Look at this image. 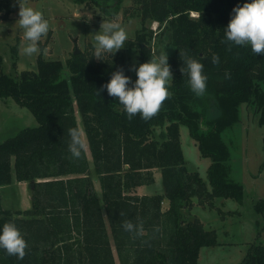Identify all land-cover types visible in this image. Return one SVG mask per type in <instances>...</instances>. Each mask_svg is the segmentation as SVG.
<instances>
[{
	"label": "trees",
	"instance_id": "obj_1",
	"mask_svg": "<svg viewBox=\"0 0 264 264\" xmlns=\"http://www.w3.org/2000/svg\"><path fill=\"white\" fill-rule=\"evenodd\" d=\"M77 1L109 17L123 0ZM133 2L142 21L156 22V35L172 47L170 95L149 120L139 113L129 119L118 99L106 89L99 91L113 71L123 69L129 76L123 57L102 60L79 51L63 64L39 52L35 71L14 75L3 70L0 55V99L12 98L37 121L0 142V187L28 182L30 191L26 209L5 207L0 193V225L14 220L27 241L23 259L0 249V264H117L116 257L118 264H199L201 247L218 242L196 217H185L192 199H245L243 185L229 175V148L222 139L225 128L237 121L241 103L254 107L264 127V55L225 36L234 6L244 0ZM9 13L7 9L3 17ZM153 37V30L143 25L126 43L137 51L139 63L154 56ZM10 51L15 67L16 44ZM184 53L204 64V96L191 91L180 70ZM214 54L219 63L212 62ZM78 120L90 159L84 146L79 157L68 149L69 129H79ZM180 125L210 161L207 181L186 167ZM262 144L264 150V135ZM155 170L163 192L138 194L137 187L154 182ZM164 200L168 206L162 210ZM254 210L264 220V199L254 203ZM125 221L137 225L139 233L125 231ZM256 233L239 264H264L257 228Z\"/></svg>",
	"mask_w": 264,
	"mask_h": 264
},
{
	"label": "rangeland",
	"instance_id": "obj_2",
	"mask_svg": "<svg viewBox=\"0 0 264 264\" xmlns=\"http://www.w3.org/2000/svg\"><path fill=\"white\" fill-rule=\"evenodd\" d=\"M0 5V55L2 56V67L5 72L18 74L22 70H36V57L39 52L46 59H58L63 64L70 58L75 48L78 51H91L94 54L93 35L103 21L120 23L128 33L125 47L119 49L113 56L123 57L129 67V77L135 81L136 72L134 67L139 65L138 54L134 48H127L126 43L133 40L135 34L145 27L152 29V51L158 56L166 46L168 55L172 47L167 40L156 33L157 24L149 20L142 21L136 13L137 6L133 0H123L118 13L107 17L96 6L88 3H80L77 0H24L34 8L42 10L46 19L49 20L50 30L42 36L38 42V48L43 49L32 56H25L22 52L25 41L23 30L16 23L19 11L17 0H4ZM2 6V7H1ZM9 9L7 17H3ZM156 35V36H155ZM16 44V66H12L11 46ZM129 45V44H128ZM111 57L105 53L103 57ZM102 57V58H103ZM37 121L30 110L16 103L12 98L0 99V142L16 134L24 127H33ZM82 141L90 159L85 135L78 120ZM160 131V130H157ZM180 142L189 172L197 171L199 176L207 181L206 169L210 163L208 158L202 157L195 141L190 137L185 125L179 126ZM157 134V133H156ZM264 127L257 122L252 105L241 103L238 109V119L225 128L222 139L229 148V175L232 179L239 181L245 191V199L238 202L234 199H192V205L185 211V217L192 219L196 217L207 230H213L218 242L215 246L201 247L199 252V264H239L248 245L256 237V228L259 231V239L264 244V223L261 214L254 210V203L258 199H264V150L262 148V137ZM95 188L99 192L96 176L92 174ZM154 182L136 189L138 194L162 193L163 186L159 171L155 170ZM20 184L13 181L7 186L0 187L3 205L10 208H29L24 199L30 202L29 184ZM207 190L210 187L207 185ZM22 197V198H21ZM24 203V204H23ZM167 201L162 203V210L167 208ZM118 264V260L116 257Z\"/></svg>",
	"mask_w": 264,
	"mask_h": 264
},
{
	"label": "clouds",
	"instance_id": "obj_3",
	"mask_svg": "<svg viewBox=\"0 0 264 264\" xmlns=\"http://www.w3.org/2000/svg\"><path fill=\"white\" fill-rule=\"evenodd\" d=\"M17 3L19 18L16 23L23 30L25 41L22 52L25 56H32L38 53V42L49 32L50 23L42 10L30 6L24 0H17ZM93 33V57L97 59L104 60L102 57L105 53L112 57L119 49L125 47V41L128 40V33L118 22L103 21L99 30ZM225 36L226 41L232 44L250 45L254 54L264 55V0H244L242 4L234 6L225 27ZM166 46H163L158 56H153L134 67L137 77L135 81H131V77L126 75L123 69H119L113 71L110 79L99 89H106L109 96L118 99L129 119L138 113L144 120L151 119L157 114L163 101L169 97L174 78ZM182 55L184 59L180 70L182 74H187L191 91L197 97L204 96L208 80L204 64L186 53ZM212 62L219 63L218 54L212 56ZM69 136V152L72 156L79 157L84 146L79 129H69ZM123 228L130 233H139L138 226L131 221H125ZM26 248L27 241L14 220L0 225V249L5 250L8 255L23 259Z\"/></svg>",
	"mask_w": 264,
	"mask_h": 264
},
{
	"label": "crops",
	"instance_id": "obj_4",
	"mask_svg": "<svg viewBox=\"0 0 264 264\" xmlns=\"http://www.w3.org/2000/svg\"><path fill=\"white\" fill-rule=\"evenodd\" d=\"M160 173V172H159ZM161 177V176H160ZM18 183H20L21 185L22 184H24V185H26V183L25 182H18ZM143 186H140V187H137V189H139V188H142ZM144 194H147V193H144ZM22 198V197H21ZM24 203H27V205L29 204L30 205V202L28 203V200L25 198L24 199V201H23ZM23 203V204H24ZM22 209H26V208H22Z\"/></svg>",
	"mask_w": 264,
	"mask_h": 264
},
{
	"label": "water",
	"instance_id": "obj_5",
	"mask_svg": "<svg viewBox=\"0 0 264 264\" xmlns=\"http://www.w3.org/2000/svg\"><path fill=\"white\" fill-rule=\"evenodd\" d=\"M79 51L77 50V48H75V50H74V54H77Z\"/></svg>",
	"mask_w": 264,
	"mask_h": 264
},
{
	"label": "bare ground",
	"instance_id": "obj_6",
	"mask_svg": "<svg viewBox=\"0 0 264 264\" xmlns=\"http://www.w3.org/2000/svg\"><path fill=\"white\" fill-rule=\"evenodd\" d=\"M157 24V23H156Z\"/></svg>",
	"mask_w": 264,
	"mask_h": 264
}]
</instances>
